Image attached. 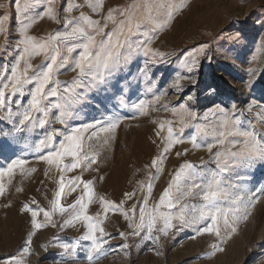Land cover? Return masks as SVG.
<instances>
[{"label": "rangeland", "instance_id": "rangeland-1", "mask_svg": "<svg viewBox=\"0 0 264 264\" xmlns=\"http://www.w3.org/2000/svg\"><path fill=\"white\" fill-rule=\"evenodd\" d=\"M0 264H264V0H0Z\"/></svg>", "mask_w": 264, "mask_h": 264}]
</instances>
